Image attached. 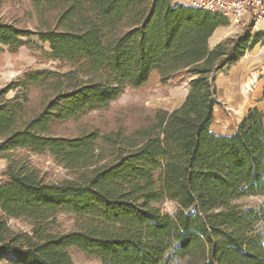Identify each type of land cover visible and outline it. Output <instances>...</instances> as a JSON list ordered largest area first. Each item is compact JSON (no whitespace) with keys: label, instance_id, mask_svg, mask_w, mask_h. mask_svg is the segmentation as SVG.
<instances>
[{"label":"trees","instance_id":"16d2710c","mask_svg":"<svg viewBox=\"0 0 264 264\" xmlns=\"http://www.w3.org/2000/svg\"><path fill=\"white\" fill-rule=\"evenodd\" d=\"M4 0H0L2 3ZM38 30L0 21V53L36 36L67 71H30L7 97L0 90V254L16 264H162L166 253L184 264H264V243L253 234L264 217L232 202L264 196V112L250 109L233 134L211 130L219 105L214 75L236 64L264 36L250 30L211 49L208 40L228 19L172 0H29ZM27 39L26 40H24ZM162 85L177 73L192 76L181 105L153 108L128 130L98 128L76 135L60 127L104 110L127 89ZM23 149L48 154L70 177L48 182ZM174 201L177 211L159 203ZM74 229L51 228L59 214ZM9 218H26L29 233Z\"/></svg>","mask_w":264,"mask_h":264},{"label":"rangeland","instance_id":"374dc122","mask_svg":"<svg viewBox=\"0 0 264 264\" xmlns=\"http://www.w3.org/2000/svg\"><path fill=\"white\" fill-rule=\"evenodd\" d=\"M228 24L225 27L228 34L220 38L224 40L228 36L240 34L245 30L252 33L260 32L264 35V13H245L239 24H235L228 16ZM13 23L19 27L29 30H38L41 26L38 17L30 5L29 0H4L0 3V21ZM27 41V39L24 38ZM28 40L37 43L39 49H28L20 47L16 53L7 51L3 46L0 53V90L10 86L7 97H12L19 90L16 82L26 72L34 71H67L68 66L64 62L52 60L48 56L49 44L37 40L31 36ZM217 42V43H218ZM174 76V80L172 77ZM167 84L151 85L138 89L127 88L119 99L109 103L104 110H95L83 116L77 122H68L61 126L60 134L76 135L82 130L98 128L102 131H109L117 127H126L128 130L139 127L148 110L159 108L168 111L174 108L183 97L184 86L187 82L188 73L182 72L173 75ZM218 101L214 109V117L211 130L216 134H233L244 116L250 109L257 108L264 112V36L256 45L248 51L241 59L225 71L214 75ZM189 83V82H188ZM171 110V109H170ZM27 155L32 165L43 174L48 182H59L67 177L69 173L48 154H30L20 149L14 151V155ZM6 161L0 157V184L8 181L2 176L6 167ZM241 210L252 209L260 216L263 213L264 196H246L232 202ZM162 211L172 215L177 211V204L174 201L163 200L159 203ZM7 225L14 231L29 233L31 222L26 218H9ZM75 218L70 214L57 215L50 225L52 229L68 233L74 229ZM253 234L259 235L264 243V217L254 226ZM70 258L75 264H89V260L76 248L68 251ZM185 260L174 255V249L169 250L162 264H184ZM0 264H16V257L12 254H0Z\"/></svg>","mask_w":264,"mask_h":264},{"label":"built area","instance_id":"2783aa9c","mask_svg":"<svg viewBox=\"0 0 264 264\" xmlns=\"http://www.w3.org/2000/svg\"><path fill=\"white\" fill-rule=\"evenodd\" d=\"M189 5L228 16L239 24L245 13H264V0H188Z\"/></svg>","mask_w":264,"mask_h":264},{"label":"crops","instance_id":"0c3cea01","mask_svg":"<svg viewBox=\"0 0 264 264\" xmlns=\"http://www.w3.org/2000/svg\"><path fill=\"white\" fill-rule=\"evenodd\" d=\"M172 3L174 5H178V4H186V5H189L188 0H172ZM226 34H228V32H227V30H225V27H217L213 31L210 39L208 40V47L211 49V47H213L220 40V38L225 37ZM191 78H192V76L190 74H189V76L186 77L187 82L184 83L185 86L183 88L185 92L183 93V97L180 99L179 103L176 106H174V108L175 107H178L179 105L182 104V102H183V100H184V98L186 96L185 94H186L187 89H188V82L190 81ZM158 80H159L158 73L152 72V74L149 76V79H148L149 82L148 83L151 84L152 86L153 85H158L159 84V81ZM172 80H174V76L172 77ZM170 109H173V107L170 108ZM214 112H215V110H214Z\"/></svg>","mask_w":264,"mask_h":264}]
</instances>
